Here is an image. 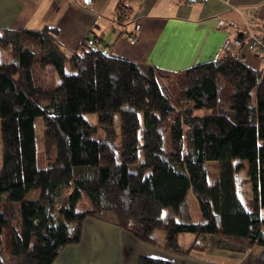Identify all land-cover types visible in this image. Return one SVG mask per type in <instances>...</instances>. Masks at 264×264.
<instances>
[{"label": "trees", "instance_id": "trees-1", "mask_svg": "<svg viewBox=\"0 0 264 264\" xmlns=\"http://www.w3.org/2000/svg\"><path fill=\"white\" fill-rule=\"evenodd\" d=\"M57 34L0 29V264H53L88 217L181 255L261 247L264 264V73L240 49L169 71Z\"/></svg>", "mask_w": 264, "mask_h": 264}, {"label": "crops", "instance_id": "crops-1", "mask_svg": "<svg viewBox=\"0 0 264 264\" xmlns=\"http://www.w3.org/2000/svg\"><path fill=\"white\" fill-rule=\"evenodd\" d=\"M121 7L132 12L119 31L113 22ZM250 15L264 18V0H0L2 30L55 28L66 49L97 39L114 57L169 71L219 58L227 38L247 33ZM131 33L139 37L136 43L129 40ZM255 33L264 34L260 25ZM235 52L264 73V61L253 50ZM262 252L255 246L248 253L209 248L181 255L140 241L113 222L88 217L80 242L63 248L53 264H138L141 257L173 264H256Z\"/></svg>", "mask_w": 264, "mask_h": 264}, {"label": "built area", "instance_id": "built-area-1", "mask_svg": "<svg viewBox=\"0 0 264 264\" xmlns=\"http://www.w3.org/2000/svg\"><path fill=\"white\" fill-rule=\"evenodd\" d=\"M129 16V10L120 9L119 13L114 19L113 28L115 30L121 31L120 19L126 18ZM247 33L244 37L241 38H228L224 43V48L227 50H238L243 48H249L253 50L260 58L264 61V36L257 35L254 32V28L260 25V27L264 30V18H260L256 15H250L247 17L246 22ZM128 38L131 42L136 43L139 37L131 33L128 35ZM98 50L102 51L103 46L99 40H96L93 44Z\"/></svg>", "mask_w": 264, "mask_h": 264}, {"label": "rangeland", "instance_id": "rangeland-1", "mask_svg": "<svg viewBox=\"0 0 264 264\" xmlns=\"http://www.w3.org/2000/svg\"><path fill=\"white\" fill-rule=\"evenodd\" d=\"M129 4H130V0H129ZM135 15L136 14L133 13L132 19L135 17ZM95 119H96L95 116H91L92 121H94ZM118 119L119 118L117 116L116 120L118 121ZM42 133H43V126H42L40 121H37L36 122V135H37V139H38V150L39 151H42L44 148ZM1 147L2 146H1V139H0V152H1ZM0 166H1V157H0ZM209 171H210L209 184H210V186H212L215 184L216 179L218 178L219 173H220V166H219L218 162H211L209 165ZM188 201H189V205H190L191 211L193 213V216H196L197 205H196L194 195L192 193L189 194ZM87 207H88V201L86 199H82L81 202L79 203L78 210L82 211V210H85ZM172 213H173L172 209L165 210L162 214V218L164 220H167L171 216ZM192 237H193V235H191V234H185L180 238V240L182 243H188L189 241H191ZM3 264H15L14 259L8 255H5L4 259H3Z\"/></svg>", "mask_w": 264, "mask_h": 264}]
</instances>
